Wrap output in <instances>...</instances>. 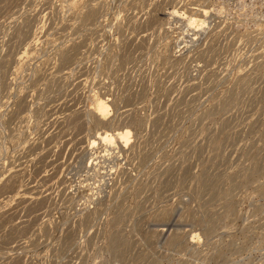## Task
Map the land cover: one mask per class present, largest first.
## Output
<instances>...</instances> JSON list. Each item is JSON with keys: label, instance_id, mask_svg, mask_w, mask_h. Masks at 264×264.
Listing matches in <instances>:
<instances>
[{"label": "rangeland", "instance_id": "rangeland-1", "mask_svg": "<svg viewBox=\"0 0 264 264\" xmlns=\"http://www.w3.org/2000/svg\"><path fill=\"white\" fill-rule=\"evenodd\" d=\"M0 264H264V0H0Z\"/></svg>", "mask_w": 264, "mask_h": 264}, {"label": "bare ground", "instance_id": "bare-ground-1", "mask_svg": "<svg viewBox=\"0 0 264 264\" xmlns=\"http://www.w3.org/2000/svg\"><path fill=\"white\" fill-rule=\"evenodd\" d=\"M10 1V0H9ZM7 6V5H6ZM8 8V7H7ZM8 10V9H7ZM22 17V16H21ZM198 21V20H197ZM16 24V23H15ZM18 24V23H17ZM22 24V23H21ZM23 26L25 25V24H22ZM35 25V24H34ZM25 27V26H24ZM24 27L23 28H21V26H20V28L21 29H24ZM32 27V26H31ZM30 27V28H31ZM16 28V27H15ZM38 29V28H37ZM22 31V30H21ZM29 31V30H28ZM36 31H38V30H36ZM21 35V34H20ZM27 35V34H26ZM35 35V34H34ZM24 36V35H23ZM29 42V41H28ZM32 43V42H31ZM28 45V44H27ZM31 45V44H30ZM29 48V47H28ZM66 58V57H65ZM70 58V57H69ZM107 110H108V104H107V99H103V98H100V97H96L94 100H93V104H92V110H91V113H92V115H94L95 116V119L96 120H98V121H100V120H102V119H104L105 118V116H107L106 114H107ZM112 129H115V128H112ZM112 129L110 128L109 130H111L112 131ZM118 129V128H117ZM116 129V130H117ZM108 130V131H109ZM107 131V132H108ZM111 131H110V133H111ZM118 131V130H117ZM105 130H103V132H102V135L104 134V138H108V135H106L105 134ZM109 133V134H110ZM119 134V133H118ZM101 134H98V137L100 136ZM114 135V134H113ZM115 135H117V134H115ZM102 137V140H104V138ZM111 137H113L112 135H111ZM111 137L110 138H108L107 140H105L107 143H113V141L114 140H112L111 139ZM119 138V137H118ZM117 138V139H118ZM116 140V139H115ZM102 142H104V141H102ZM81 153V152H80ZM116 157V156H115ZM103 158V157H102ZM114 159V158H113ZM93 175V174H92ZM88 177V176H87ZM76 190V189H75ZM96 201V200H95Z\"/></svg>", "mask_w": 264, "mask_h": 264}]
</instances>
